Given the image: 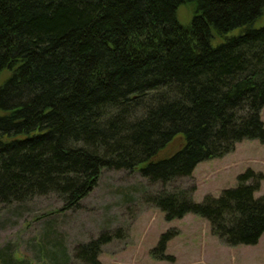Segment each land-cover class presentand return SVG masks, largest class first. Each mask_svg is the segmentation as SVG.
<instances>
[{
  "label": "trees",
  "instance_id": "obj_1",
  "mask_svg": "<svg viewBox=\"0 0 264 264\" xmlns=\"http://www.w3.org/2000/svg\"><path fill=\"white\" fill-rule=\"evenodd\" d=\"M262 107L264 0H0V205L54 194L77 207L103 168L166 185L243 139L264 143ZM262 177L248 168L201 202L194 185L144 200L167 220L203 217L225 245H252ZM177 232L152 256L173 261ZM112 237L78 243L74 258L102 264Z\"/></svg>",
  "mask_w": 264,
  "mask_h": 264
},
{
  "label": "rangeland",
  "instance_id": "obj_2",
  "mask_svg": "<svg viewBox=\"0 0 264 264\" xmlns=\"http://www.w3.org/2000/svg\"><path fill=\"white\" fill-rule=\"evenodd\" d=\"M191 16V5L178 7L181 24L189 23ZM260 117L264 124V107ZM248 168L263 176L255 191L260 196L264 143L258 139H243L232 151L200 161L191 175L166 185L150 183L137 171L103 168L97 184L77 207L60 209L62 202L54 194L0 205V264H83L74 258V247L103 231L113 237L101 247L102 264H264V232L256 247L225 245L203 217L186 213L167 220L158 207L144 200L146 194L194 185L192 199L201 202L206 194L218 196L222 189L235 187L237 176ZM173 229L178 232L167 241L165 253L174 260L153 257L151 250L160 236Z\"/></svg>",
  "mask_w": 264,
  "mask_h": 264
},
{
  "label": "crops",
  "instance_id": "obj_3",
  "mask_svg": "<svg viewBox=\"0 0 264 264\" xmlns=\"http://www.w3.org/2000/svg\"><path fill=\"white\" fill-rule=\"evenodd\" d=\"M262 234H263V233H262ZM261 236H262V235H261ZM261 236H260V237H261ZM221 243H222V242H221ZM258 243H259V242H256L255 244H252L251 247H250V246H248V247H250V248H253V246L256 247V246L258 245ZM235 246H236V245H235ZM250 251H252L253 253H254V252H257V250H254V249H253V250H250Z\"/></svg>",
  "mask_w": 264,
  "mask_h": 264
}]
</instances>
